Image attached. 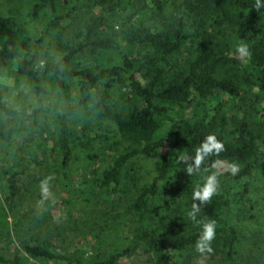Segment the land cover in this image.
I'll list each match as a JSON object with an SVG mask.
<instances>
[{"label": "trees", "instance_id": "obj_1", "mask_svg": "<svg viewBox=\"0 0 264 264\" xmlns=\"http://www.w3.org/2000/svg\"><path fill=\"white\" fill-rule=\"evenodd\" d=\"M255 2L46 0L48 20L44 32L36 38L24 21L0 14V72L13 64L19 77L32 79V90L41 96L47 93L45 79L56 82L60 89L66 86L68 105L66 114L61 115L59 121L56 143L61 154L59 172L62 185L67 190L74 188L69 177L73 147L79 146L90 161L96 158L89 141L76 134L71 121L81 118L87 126L92 121H109L115 126L120 141H129L130 144L102 172L98 182L101 191L109 196L116 194L121 170L135 156L159 154L161 165L151 182L143 185L133 182L131 185L134 190L132 210L140 218L154 216L157 211L154 200L159 198L165 180L184 178L190 185L179 190L188 200V206L183 205L182 211H191L193 204H197L200 207L197 221L216 222L213 243L219 242L224 249L226 264H239L236 257L239 245L237 227L244 220L242 202L250 191L254 173L264 168V120L252 121L240 108L226 106L228 100L242 98L252 90L256 92L253 102L264 98V8L256 11ZM168 4L169 12L166 11ZM63 7L65 12L60 15L59 10ZM40 8L35 5L32 16H37ZM90 12L93 15L81 24V39L66 43V55L41 72L35 70L37 53L33 44L60 31L65 17L67 29L77 24L80 15ZM192 35L198 39L193 57L183 53ZM241 44L248 46L249 56L238 53ZM141 47L144 49L140 50ZM112 52L120 57V65L79 70L69 65L77 55L105 56ZM177 55L182 58L174 59ZM73 79H78L79 85L75 94L69 90L68 84ZM195 95L204 99V103L213 101L210 104L213 114L206 112L202 118L186 119L169 111L168 104L184 107ZM0 109L5 116L15 114L4 105L1 92ZM38 119L39 114L34 111L36 132L42 136L45 132ZM164 121L168 125L160 132ZM86 131V128L82 129L84 134ZM12 134L13 129L3 130L0 138L8 140ZM208 135H215L223 143L224 150L210 154L199 170L189 174L188 168L196 150ZM181 157L185 161L181 162ZM229 165L238 166L231 179L233 184H241L238 191L231 190L230 200H222V197L217 200L214 195L202 204L193 199L194 189L201 186L204 179L217 172L219 181L223 171L230 170ZM11 175L7 167L0 165L1 177ZM79 193L83 195L81 190ZM37 198L45 204L58 203H51L40 195ZM176 202L174 199L173 204ZM154 221L159 222V219L152 218L149 222L152 230L138 235L153 253L154 264H186L182 253L196 246L202 226L197 224L196 230L190 234L163 237L152 227ZM22 249L32 257L70 261L51 247L37 243L24 244ZM133 251L132 248L114 250L107 258L90 264H116ZM0 264L24 263L15 253L12 258L0 254ZM74 264L85 263L75 259Z\"/></svg>", "mask_w": 264, "mask_h": 264}, {"label": "rangeland", "instance_id": "obj_2", "mask_svg": "<svg viewBox=\"0 0 264 264\" xmlns=\"http://www.w3.org/2000/svg\"><path fill=\"white\" fill-rule=\"evenodd\" d=\"M35 5H40L41 8L34 17L32 13ZM170 9L169 5L166 11L169 12ZM64 12L65 7L60 8V15ZM0 14L24 21L33 38H36L45 30L48 7L46 0H0ZM92 15L93 12L80 15L77 24L68 26L67 29L65 17L60 31L44 36L40 42L34 43L33 47L37 53L35 70L41 72L47 65L55 64L64 57L66 43L78 42L81 39V24ZM191 32L193 33L192 30ZM197 43L198 39L192 35L183 53L193 57ZM178 57L182 58L177 55L174 59ZM120 63V57L112 52L105 56L77 55L69 65L79 70L83 67L96 69ZM31 80L19 77L13 64L0 72L2 101L15 113L14 116H5L0 109V132L13 129V134L8 140L0 138V165H4L12 173L11 177L0 176L1 255L12 258L13 254L17 253L24 264H74L75 259L90 264L107 258L114 250L132 248V254L123 257L116 264H154L153 253L144 241L138 238L143 231L152 230L149 225L152 218L159 219V222L154 221L152 227L163 237L176 233L190 234L196 230L197 223L189 218V209L182 211L183 205L188 206V200L184 199L185 195L179 190L190 185L184 178L169 177L165 180L159 198L154 200V206L157 208L154 216L140 218L131 208L134 202L132 183L143 185L151 182L161 165L159 154L135 156L121 170L116 194L109 196L101 191L98 182L102 172L109 168L114 158L130 144L129 141H120L115 126L109 121H92L88 126L81 118L76 122L71 121L76 134L89 141L90 149L96 154V158L90 161L79 146L73 147L69 177L75 189L71 187V190H67L66 186L62 185L59 172L61 154L56 144L59 121L61 115L66 114L68 105L66 86L65 89H60L56 82L45 79L47 93L41 96L32 90ZM68 84L72 94L77 93L78 79L70 80ZM255 97V90L248 91L242 98L228 100L226 107L240 108L252 121H262L264 98H257V101L253 102ZM191 99L184 107L168 104L169 111L186 119L202 118L206 112L213 114L210 108L213 101L210 104L208 101L204 103V99L197 95ZM221 100L225 102L224 99ZM34 111L39 114L37 122L45 132L42 136L36 132ZM167 125L164 121L160 132ZM83 128L88 130L85 134L82 132ZM231 174L233 173L229 169L221 174L219 189L215 195L217 200L220 197L222 200H230L231 190L241 189V184H233ZM47 177L51 179L48 182V193L45 194L41 181ZM191 185H194V182ZM80 190L83 195L79 193ZM38 195L51 203H58H42L38 200ZM174 199L176 204H173ZM242 209L244 220L237 227V261L239 264H264V168L255 171L254 181L243 199ZM28 243L51 247L55 253L67 256L70 261L32 257L22 249L23 245ZM218 244L219 242L213 243L212 240L211 253H201L195 246L182 253V259L186 264H226L224 249Z\"/></svg>", "mask_w": 264, "mask_h": 264}, {"label": "clouds", "instance_id": "obj_3", "mask_svg": "<svg viewBox=\"0 0 264 264\" xmlns=\"http://www.w3.org/2000/svg\"><path fill=\"white\" fill-rule=\"evenodd\" d=\"M261 8H264V0H256L254 9L258 11ZM237 51L241 56L250 55L248 46L246 44L239 45ZM223 150V143L218 141L215 135H208L201 143L200 147L196 150L192 165L188 168L189 174H191L193 171L199 170L201 164L210 154H219ZM182 161H185L184 157H181V162ZM229 168L233 174H235L238 170L237 165H229ZM218 175L219 173L214 172L205 179L204 183L201 186H198L196 189H194L193 199L200 201L202 204L210 201L211 198L217 194L219 189V181L217 178ZM50 179L51 177H47L43 181H41V187L45 194L48 193V182ZM199 211L200 207L197 204H193L192 210L188 213L189 218L194 223L200 224L202 226V231L197 241L196 248L197 251L201 253L205 251L211 253L212 248L210 245L215 237L217 225L214 220L197 221V214L199 213Z\"/></svg>", "mask_w": 264, "mask_h": 264}]
</instances>
